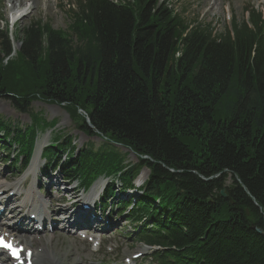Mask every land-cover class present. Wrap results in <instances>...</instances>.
Listing matches in <instances>:
<instances>
[{
  "label": "trees",
  "instance_id": "1",
  "mask_svg": "<svg viewBox=\"0 0 264 264\" xmlns=\"http://www.w3.org/2000/svg\"><path fill=\"white\" fill-rule=\"evenodd\" d=\"M158 1H81L66 30L43 20L17 29L15 53L0 30V99L24 114L57 104L85 134L108 138L97 150L70 137L46 150L65 180L88 189L109 179L104 209L115 180L134 189L149 170L139 197L118 207L141 224L136 243L167 248L161 264H264L263 16L252 13L254 30L235 21L233 39L190 29ZM56 124L0 116V144L18 147L14 169Z\"/></svg>",
  "mask_w": 264,
  "mask_h": 264
},
{
  "label": "rangeland",
  "instance_id": "2",
  "mask_svg": "<svg viewBox=\"0 0 264 264\" xmlns=\"http://www.w3.org/2000/svg\"><path fill=\"white\" fill-rule=\"evenodd\" d=\"M171 3V5L176 8V10L181 14L188 23L193 27L201 26L206 28L211 26V28L216 30L218 33H222L227 28L226 16L231 15L235 17L238 22L244 20L247 10L252 8L259 9L260 12L264 13V0H166ZM21 2V4H20ZM71 5V0H17L15 6L18 10L25 8L26 16L22 17L16 24V29L20 30L27 26L30 22L34 20H43L44 22H49L55 29H66L71 23L67 10H69ZM4 0H0V30L6 29L7 23V14ZM18 35V34H17ZM16 49L20 48V44L15 43ZM42 113L46 120L57 121L56 130L60 131L62 136H71L75 142V145L78 149L86 148L90 143H93L95 147H99L102 141L97 138H92L78 129L75 124L70 119L67 112L57 104H48L45 102H35L32 105V114ZM0 115L5 119H8L14 123L19 124L21 127H27L32 123V115L30 113L23 114L18 112L10 102L0 99ZM47 138L45 141L44 139ZM55 138V134L50 130H45L43 135L39 137L38 147L46 146ZM1 147V146H0ZM18 150V147L13 146L9 150V153ZM122 152H127L126 149L121 148ZM2 152L0 148V153ZM3 153L0 154V183L9 185L10 187L14 184H19L21 192L23 194L22 201L27 198L28 193L32 189L35 199L42 200L48 204H52L54 201H58L64 208L68 203V200L65 197V193H55L50 192L44 193L41 192L39 183L34 184V178L29 177V174L25 176L18 177L13 173V170L8 167L9 163L4 162ZM38 154V150L37 153ZM137 159L134 154H130L127 158V163L136 162ZM43 165V161H38V167ZM12 175V177H11ZM144 176L143 182L147 180L149 176V171L144 170L142 172ZM104 181V179H101ZM61 181V178L58 179ZM107 180L101 182L100 187H105L107 185ZM26 183V187L24 186ZM77 184L68 186L70 189L75 188ZM100 187L96 190H89L86 192V195L96 196V193L99 191ZM57 187H55L56 189ZM64 189V188H63ZM59 188L60 191L63 190ZM12 192H15L11 189ZM57 190V189H56ZM44 192V189H43ZM16 193V192H15ZM9 195V192L6 193ZM70 197V196H69ZM74 200L79 201L80 198L75 196ZM20 204V203H18ZM54 204V203H53ZM68 205V204H67ZM80 206V205H79ZM59 208L56 206V209ZM31 212H33L31 210ZM10 219L6 217L3 219V222L9 220H15L12 216V213L8 211L6 214ZM123 219H118L117 216L114 218H109L108 229L102 231L103 236L106 239H103V244L100 250H96L88 242V240L81 239L78 233L73 230H64L63 226H60L57 229L59 237L54 238V234L58 232H48L47 234L39 235L41 240L37 241L34 238V251H42L46 246L47 248L53 247V252L57 254V260L51 262L52 264H119L123 263L125 258H130L133 254L142 252V249L149 252V248H145L143 245H135L133 243V236L129 239H126L125 236L128 234L126 229L127 222L121 224L118 227V224L122 222ZM107 223H103L101 226L105 228ZM35 223H33V226ZM121 230L118 234L117 231ZM71 232V233H70ZM16 235L19 236V232H16ZM37 236V235H35ZM52 237V238H51ZM31 237H28V240L31 241ZM145 252L144 257H149V254ZM62 260V261H61ZM145 261V260H144ZM38 261L36 260V263ZM146 264H151L150 261H147Z\"/></svg>",
  "mask_w": 264,
  "mask_h": 264
},
{
  "label": "bare ground",
  "instance_id": "3",
  "mask_svg": "<svg viewBox=\"0 0 264 264\" xmlns=\"http://www.w3.org/2000/svg\"><path fill=\"white\" fill-rule=\"evenodd\" d=\"M12 1L14 2V4H16V2H17V0H11V2ZM20 4H21V2H20ZM44 140L46 141L47 138H45ZM41 149H42V144L39 146V151H41ZM37 165H38V158H36L34 160L32 166H31V169H30L31 173H33V174L36 173ZM143 180H144V176L141 175L137 181H143ZM6 186H8V185H6V184L1 185L0 184V191H3V193L0 195V197L2 195H4V192H7V190H9V188H6ZM100 186H101V182H99L94 187L93 190L98 189ZM12 188L17 192V195L14 198L9 197L7 199V201L4 203L6 206V210L8 209V207L12 201H17L20 199V194H21L20 186L17 184H14V185H12ZM82 200H84L83 202L85 204H88L90 201L88 197H85ZM29 205L34 211L39 210V208H43V209L48 208V206L42 200L35 201L33 194H32V191H30L28 193L27 200L24 202V206L28 207ZM63 210H64V212L69 213L67 208H63ZM13 213L16 215L18 214L20 216L22 214V210H21V208L15 207L13 209ZM75 214H76V217H75L74 223H71L70 220H68V217H66L67 219L62 221L64 223L65 227H73L75 229H79V228L84 227V226H92L94 224V221L96 220V218H94L92 216V214H93L92 210H85L83 208L82 209L78 208L77 211L75 212ZM1 215L5 216V213L2 212ZM57 215H58V211H55L54 217H52L51 219H54ZM25 218H28V216L27 215L24 216L21 219V221L19 222V224H17V226H15L14 230H21L22 227H25V224H24ZM37 218H39V216H37ZM58 221H59V219L55 222H52V223L57 224ZM7 230H8V228L6 226L1 225V223H0V232H6ZM59 234H61V233H58L56 236L59 237ZM20 244H22V243H20ZM26 244L29 247H31V245H33V241L27 242ZM57 257H58L57 254L55 252H53V247H50V246L48 248L46 247V250L44 247L43 251H37V253L35 254V258L38 261L36 264H52L51 262L56 261Z\"/></svg>",
  "mask_w": 264,
  "mask_h": 264
},
{
  "label": "snow or ice",
  "instance_id": "4",
  "mask_svg": "<svg viewBox=\"0 0 264 264\" xmlns=\"http://www.w3.org/2000/svg\"><path fill=\"white\" fill-rule=\"evenodd\" d=\"M0 246H3V247H5V248H9V249L12 248V246H11L10 244H7V243H5V242L3 241V238H2V237H0ZM13 254H15L14 250H13Z\"/></svg>",
  "mask_w": 264,
  "mask_h": 264
},
{
  "label": "water",
  "instance_id": "5",
  "mask_svg": "<svg viewBox=\"0 0 264 264\" xmlns=\"http://www.w3.org/2000/svg\"><path fill=\"white\" fill-rule=\"evenodd\" d=\"M221 194H222V197L223 198H227V194H226V191L225 190H223ZM259 231H260V233H262L261 230H259Z\"/></svg>",
  "mask_w": 264,
  "mask_h": 264
}]
</instances>
